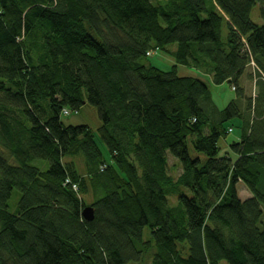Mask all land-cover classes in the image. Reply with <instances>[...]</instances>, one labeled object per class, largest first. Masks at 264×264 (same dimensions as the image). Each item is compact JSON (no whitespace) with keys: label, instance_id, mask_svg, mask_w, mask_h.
I'll return each instance as SVG.
<instances>
[{"label":"trees","instance_id":"1","mask_svg":"<svg viewBox=\"0 0 264 264\" xmlns=\"http://www.w3.org/2000/svg\"><path fill=\"white\" fill-rule=\"evenodd\" d=\"M157 50L237 97L219 109ZM86 102L108 158L61 120ZM222 261L264 264V0H0V264Z\"/></svg>","mask_w":264,"mask_h":264},{"label":"rangeland","instance_id":"2","mask_svg":"<svg viewBox=\"0 0 264 264\" xmlns=\"http://www.w3.org/2000/svg\"><path fill=\"white\" fill-rule=\"evenodd\" d=\"M251 17L255 22H257L259 24H261L263 22L259 16V5L252 8ZM226 34H227V28H226V25H224L223 37H225ZM175 47H176L175 44H173L171 46V48H173V49ZM146 63L147 64L150 63V64L156 66L157 68H159L163 71H170L173 68V66L177 64V74L179 76H194V77H198V78L204 80L205 83L208 85L210 91H211L212 100L215 102V104L218 106L219 109H224L226 107V105H228V103L231 100H233L237 97L236 91L232 88V86L228 82H224L223 84H215L212 81L211 76L208 73L203 72L204 70L202 71V70L196 69L194 67H187L185 65L178 64L176 62L175 57L173 55L169 54L168 52H165L162 50L154 51L151 55H149L146 58ZM247 80L249 82L248 78H247ZM251 84H252V88H251L252 91H250L249 88H245V87L244 88L249 89L248 94L249 95L251 94L254 96L253 91L255 88H254L253 83H251ZM248 86H249V84L247 83V87ZM69 111H70V114H64V113L61 114V120L64 122V124H66V125L88 124L92 128V130L95 134L96 140L98 141L99 146L103 150L105 157L108 158L109 155H108L107 148H106L105 144L100 140L99 128L101 126V120L99 118L97 108L94 105L86 102L85 104H83L80 107L79 110L70 109ZM234 126H235V129H234L235 132L230 134L231 138H233V136L234 137L239 136L237 125H234ZM229 139L230 138H228V140ZM227 142L228 141H225L224 138L220 140V146L222 147L221 153H224L225 149H227L226 148L228 146ZM188 145H189L190 155L192 157L200 155L202 158V162L206 161L207 157L202 153L198 154L199 152H197L194 149V147L192 146L190 137L188 139ZM225 145H226V147H225ZM169 162L171 165L172 175L177 177L182 171L180 165L171 156L169 158ZM237 188H238L239 195L242 199H244L250 195V192L244 183H242V182L239 183L237 185ZM186 193L190 194L187 190H186ZM15 198L18 199V191L17 190H15L14 195L10 201L11 204H13ZM176 200H177V195L174 197H172V196L169 197V201L171 204L176 203ZM150 234H151L150 229L148 227H146L144 229V238H148L150 236ZM222 264H228V263L226 261H222Z\"/></svg>","mask_w":264,"mask_h":264},{"label":"crops","instance_id":"3","mask_svg":"<svg viewBox=\"0 0 264 264\" xmlns=\"http://www.w3.org/2000/svg\"><path fill=\"white\" fill-rule=\"evenodd\" d=\"M250 73H251V69L250 68H248V70L246 71V73L243 75V77H242V79H241V84H242V86L243 87H245V88H249L250 89V91H252V84L251 83H253V85H254V82H252L251 81V79H250ZM247 78L249 79V82H248V80H247ZM247 83L249 84V86L247 87ZM254 88H255V86H254ZM253 88V89H254ZM249 89H245L246 90V92L248 93V91H249ZM254 94H255V89H254ZM235 132V130H233L230 134H232V133H234ZM230 134L226 137V139H225V141H228L227 142V145H228V143L229 142H231L232 140H238V137H234L233 136V138H231L230 137ZM228 138H230L229 140H228ZM250 196V195H249ZM247 198V197H246Z\"/></svg>","mask_w":264,"mask_h":264},{"label":"water","instance_id":"4","mask_svg":"<svg viewBox=\"0 0 264 264\" xmlns=\"http://www.w3.org/2000/svg\"><path fill=\"white\" fill-rule=\"evenodd\" d=\"M83 217L87 220H93L94 219V209L92 206H86L82 210Z\"/></svg>","mask_w":264,"mask_h":264},{"label":"built area","instance_id":"5","mask_svg":"<svg viewBox=\"0 0 264 264\" xmlns=\"http://www.w3.org/2000/svg\"><path fill=\"white\" fill-rule=\"evenodd\" d=\"M66 113H67V111H65ZM232 129H230V131H231Z\"/></svg>","mask_w":264,"mask_h":264}]
</instances>
